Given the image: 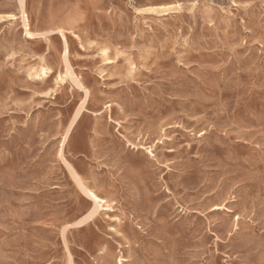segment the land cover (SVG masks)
Wrapping results in <instances>:
<instances>
[{"label":"rangeland","instance_id":"1","mask_svg":"<svg viewBox=\"0 0 264 264\" xmlns=\"http://www.w3.org/2000/svg\"><path fill=\"white\" fill-rule=\"evenodd\" d=\"M25 13L31 36L0 0V264H65L62 231L73 264H264V0H25ZM56 29L85 88L56 81ZM41 65L52 74L35 80ZM72 168L115 196L82 228Z\"/></svg>","mask_w":264,"mask_h":264},{"label":"bare ground","instance_id":"2","mask_svg":"<svg viewBox=\"0 0 264 264\" xmlns=\"http://www.w3.org/2000/svg\"><path fill=\"white\" fill-rule=\"evenodd\" d=\"M15 1H16L17 9L21 15V20L23 23L24 32L28 36H31L32 34L30 32L28 19H27L26 13H25V0H15ZM155 8L162 9V10H170L172 8V6L171 5H161V6H156V7H150L149 9H150V11H154ZM53 32L60 37L62 45H63V50L61 52L60 57H61V64H62L64 72H63V74L56 77V81L58 83L63 84L66 79H69L71 82H73V84L75 85L76 88H85L83 86V84L80 82L79 78L73 72V69H72V67L69 63V60H68L69 52H68L67 43L65 40V34L70 33V31H65L63 29H56ZM72 36L77 38V36L74 34H72ZM101 56H102L103 61L105 63H107V64L111 63V59L108 58V51L107 50L104 49L101 52ZM51 74H52V71L48 67L41 65L39 67V69H37V71H35V73L33 75V79L44 80V79L49 78ZM109 105L110 104L105 105V108H110L111 105L110 106ZM107 111L109 112L110 109H108ZM80 118L81 117H80L79 113H76V114L71 116L69 124L66 127L63 135L61 136V141H60L61 146H60V150H59L60 155H62V153H63L62 150H63L65 144L68 142L69 137H70L73 129L75 128V126L79 122ZM145 151H146L145 154L148 156V158H150V159L154 158V154L152 153L151 150H147V148H146ZM70 170H71V173L73 175L75 182L77 183V186L80 188L81 192L83 193V195L86 197V199L90 203V208L88 209V211L85 214H83L81 217H79L70 226H73L76 228H82V226H87L88 223L94 222L98 218V216L101 215V213L113 212L114 200L112 199L111 195L105 194L104 196H101L99 189L96 186L88 185L86 180L76 171V169L72 168ZM145 195H147V194H143L141 199H140V203H139L140 207L145 206V203L143 200L144 199L143 196H145ZM61 237L62 238H60V239H62L63 247L66 250L65 264H73L72 256L69 252L68 244H67V241L63 235V231H62ZM125 262H127V260L122 256H119V258L117 259V264H124Z\"/></svg>","mask_w":264,"mask_h":264},{"label":"crops","instance_id":"3","mask_svg":"<svg viewBox=\"0 0 264 264\" xmlns=\"http://www.w3.org/2000/svg\"><path fill=\"white\" fill-rule=\"evenodd\" d=\"M96 141H98V138H97V135L96 134H92V139H91V141H90V143H89V146H90V151H91V153H92V155L93 156H95V157H100L99 156V150L97 149V147H96ZM68 161V160H67ZM69 162V161H68ZM70 163V162H69ZM71 164V163H70ZM72 165V164H71ZM73 166V165H72ZM111 166L112 167H115V168H118L119 166H118V164L116 163V162H114V165L113 164H111ZM65 169V168H64ZM100 195H101V193H100ZM101 196H104V195H101ZM112 199L114 200L115 199V196H112Z\"/></svg>","mask_w":264,"mask_h":264}]
</instances>
